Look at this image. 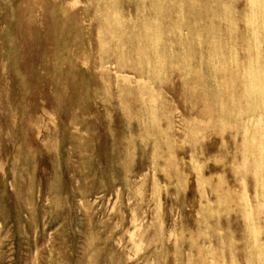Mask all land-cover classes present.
I'll return each mask as SVG.
<instances>
[{"label": "rangeland", "instance_id": "rangeland-1", "mask_svg": "<svg viewBox=\"0 0 264 264\" xmlns=\"http://www.w3.org/2000/svg\"><path fill=\"white\" fill-rule=\"evenodd\" d=\"M0 264H264V0H0Z\"/></svg>", "mask_w": 264, "mask_h": 264}]
</instances>
